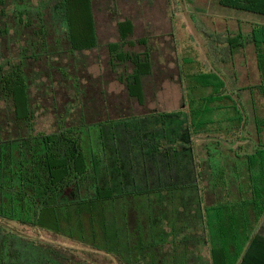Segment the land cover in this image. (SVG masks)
<instances>
[{
    "label": "trees",
    "instance_id": "obj_1",
    "mask_svg": "<svg viewBox=\"0 0 264 264\" xmlns=\"http://www.w3.org/2000/svg\"><path fill=\"white\" fill-rule=\"evenodd\" d=\"M94 3L0 0V264H264V25L202 33L205 61L177 62L181 107L136 113L147 39L123 19L100 46ZM216 3L264 15V0ZM247 46L256 79L236 87L221 69ZM99 47L125 100L77 76L76 55ZM58 91L54 126L40 127Z\"/></svg>",
    "mask_w": 264,
    "mask_h": 264
},
{
    "label": "rangeland",
    "instance_id": "obj_2",
    "mask_svg": "<svg viewBox=\"0 0 264 264\" xmlns=\"http://www.w3.org/2000/svg\"><path fill=\"white\" fill-rule=\"evenodd\" d=\"M93 15L100 46L117 41L116 23L123 19H129L134 26L133 40L147 39L153 69L143 79L145 106H134L136 113L145 110L171 112L181 107L183 90L177 62L183 55L205 61L206 40L202 33L229 32L232 35L239 31L247 33L253 24L264 25V15L223 8L216 0H96ZM130 51L142 53L146 48L136 46ZM76 58L79 59L77 76L80 81L96 79L108 98L118 95L125 100L122 85L106 69V52L101 47L79 53ZM221 72L227 82L236 87L254 83L256 74L252 48L247 46L244 50H237L233 65L223 67ZM59 92L55 99L47 97L44 100L38 115L40 127L54 126L57 109L64 100V94ZM16 228L26 237L72 247L76 257H85L86 250L78 244L43 231ZM95 258L99 264H112L113 261L109 257Z\"/></svg>",
    "mask_w": 264,
    "mask_h": 264
}]
</instances>
